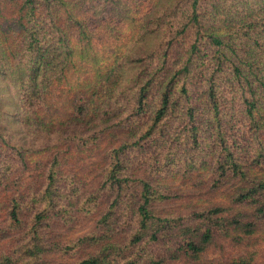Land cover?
<instances>
[{
	"label": "trees",
	"instance_id": "obj_1",
	"mask_svg": "<svg viewBox=\"0 0 264 264\" xmlns=\"http://www.w3.org/2000/svg\"><path fill=\"white\" fill-rule=\"evenodd\" d=\"M0 73L32 143L0 121V264H115L129 221L195 260L264 231V0H0ZM181 160L220 203L163 217Z\"/></svg>",
	"mask_w": 264,
	"mask_h": 264
},
{
	"label": "rangeland",
	"instance_id": "obj_2",
	"mask_svg": "<svg viewBox=\"0 0 264 264\" xmlns=\"http://www.w3.org/2000/svg\"><path fill=\"white\" fill-rule=\"evenodd\" d=\"M18 100L15 96V91L9 87L8 81L1 75L0 73V121L3 124V128L5 129V133L12 135V137L19 141V139H26V143L29 144L31 140L27 138V133L23 129V126L20 124V120L18 117ZM107 125L99 126L96 129H93L92 125H86L84 128L87 129V132H84L86 135L93 137H100L98 140L102 141L104 138V133L102 129L106 128ZM90 129V130H88ZM109 133L111 131H108ZM60 138V134L53 135L55 137ZM30 141V142H29ZM61 144L59 148L62 150L65 149L70 143L77 144V138L73 139L71 133H66L60 138ZM94 137L88 141L84 153L86 155H91L90 152L92 147L94 146ZM32 143H30L31 145ZM23 145H26L23 143ZM62 145V146H61ZM101 155V152L98 153ZM80 158L78 160L72 161V167L66 166L71 169H78L80 167L85 166L84 169H87L86 172L91 171L87 177L85 178L84 184L91 186L93 183H96L98 179L99 169L105 164L104 162H100L97 167V161L101 159L100 156L97 157H86ZM81 159H84L81 161ZM177 162V161H176ZM182 167V173L179 176H176V179L172 181L171 188L169 191L164 192V195L168 193L170 195L169 200L158 203L156 202L157 209L161 212L163 217H176L180 216H189L194 212H198L204 209L206 206H212L213 203H220V197L215 193L211 194L208 191L205 184L194 183L190 180V173L187 174L185 171V161H178L176 164V171ZM201 172H195L193 174V178H198ZM164 174L166 171L164 170ZM96 178V179H95ZM169 186V182L167 183ZM80 191L82 190L79 187ZM100 217L97 218V220ZM188 220V219H187ZM82 226L78 227L77 230L81 232H88L95 225L93 220L92 222L89 219L82 220ZM132 222L129 221L122 226V233L119 237V244L122 245V258H120L118 263L115 264H127L129 260L137 259L141 262V264H214L216 261H227L230 257H240L242 255H248L250 253L256 254L255 264H264V231L258 233L254 238L248 239L244 241L241 245H234L233 243H223L222 246L218 245L217 247H213L210 250L204 252L200 257H191L189 252H186L184 249H176L177 243L172 240H163L161 239L159 244L149 243L150 240H145L140 243V245H133L131 243L132 237L134 234L138 232L137 223L133 226ZM94 228L91 230L93 231ZM164 233H161L163 236ZM73 247L75 244H71ZM72 249V248H71ZM71 249H67V254L65 257H61L55 255L53 260L61 264H71L76 262V258L69 257V251Z\"/></svg>",
	"mask_w": 264,
	"mask_h": 264
}]
</instances>
